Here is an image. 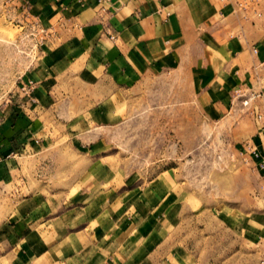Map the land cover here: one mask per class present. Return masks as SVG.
<instances>
[{
    "label": "crops",
    "instance_id": "1",
    "mask_svg": "<svg viewBox=\"0 0 264 264\" xmlns=\"http://www.w3.org/2000/svg\"><path fill=\"white\" fill-rule=\"evenodd\" d=\"M8 7L37 47L18 75L17 41L0 58V264H200L177 174H120L111 135L135 101L189 103L264 176L261 24L232 0H0V22Z\"/></svg>",
    "mask_w": 264,
    "mask_h": 264
},
{
    "label": "rangeland",
    "instance_id": "2",
    "mask_svg": "<svg viewBox=\"0 0 264 264\" xmlns=\"http://www.w3.org/2000/svg\"><path fill=\"white\" fill-rule=\"evenodd\" d=\"M232 2L264 30V0ZM6 12L0 22V58L9 60V45L17 41L18 75L35 57L37 46L24 30L18 36L21 29L12 7ZM231 128L224 120H206L189 103L180 110L170 99L151 106L135 101L131 114L111 135L110 153L120 174L132 173L137 182L166 169L177 174L184 202L198 207L181 230L200 264H264V176H258L250 158L240 153V132ZM9 197L0 205V219L9 214ZM224 203L226 208L232 205L231 210L223 211ZM211 207L214 212L207 211ZM223 212L230 226L218 221Z\"/></svg>",
    "mask_w": 264,
    "mask_h": 264
},
{
    "label": "built area",
    "instance_id": "3",
    "mask_svg": "<svg viewBox=\"0 0 264 264\" xmlns=\"http://www.w3.org/2000/svg\"><path fill=\"white\" fill-rule=\"evenodd\" d=\"M37 24H38V23H37V20H33L31 26H34V27H35V26H37ZM31 34H32V32L29 31V32H27L26 35H31ZM235 93H236V95H238V96H241V95H242V93H241L240 90H236ZM248 100H249L248 98L244 99V100H243V104H247ZM263 137H264V134H263ZM252 153H253L254 155H257L256 150H253ZM262 158H263V162H264V156H262ZM263 162L261 163V166H263Z\"/></svg>",
    "mask_w": 264,
    "mask_h": 264
}]
</instances>
